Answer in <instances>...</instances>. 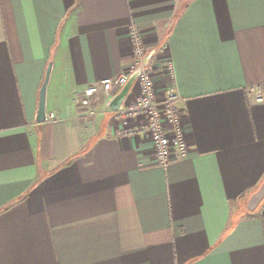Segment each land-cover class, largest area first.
Here are the masks:
<instances>
[{
	"label": "crops",
	"instance_id": "crops-1",
	"mask_svg": "<svg viewBox=\"0 0 264 264\" xmlns=\"http://www.w3.org/2000/svg\"><path fill=\"white\" fill-rule=\"evenodd\" d=\"M131 26L183 114L165 167L117 134L143 118L78 103L130 65ZM263 183L264 0H0V264H264Z\"/></svg>",
	"mask_w": 264,
	"mask_h": 264
},
{
	"label": "built area",
	"instance_id": "built-area-1",
	"mask_svg": "<svg viewBox=\"0 0 264 264\" xmlns=\"http://www.w3.org/2000/svg\"><path fill=\"white\" fill-rule=\"evenodd\" d=\"M129 40L133 45V58L130 65L116 76L104 77L98 82L88 85L78 103L82 106H88L94 97L102 94L104 105L107 107L108 100L118 93L128 77L137 68H140V72L121 106L112 112L117 120L143 118L144 123L130 129L119 130L117 134L119 136H147L151 141L157 164L165 167L169 163L172 152H175L178 157L187 154L188 145L185 137L183 114L176 105L178 98L173 89L168 90L162 99H157L151 67L149 62L144 64L147 50L138 30L133 26L130 27ZM168 70L171 72V64H168ZM253 89L255 100L261 101L262 96L259 87L254 86ZM53 116L52 113H48L46 119H52Z\"/></svg>",
	"mask_w": 264,
	"mask_h": 264
},
{
	"label": "water",
	"instance_id": "water-1",
	"mask_svg": "<svg viewBox=\"0 0 264 264\" xmlns=\"http://www.w3.org/2000/svg\"><path fill=\"white\" fill-rule=\"evenodd\" d=\"M149 54H146L144 57V64L148 62ZM140 72V68H137L127 79L125 84L122 86V88L119 90L118 93H116L114 96H112L106 106L111 111L117 110L122 102L124 101L127 93L129 92L134 80L136 79L137 75ZM49 73H50V65H48L45 76L43 79V82L39 88L38 92V102H37V108H36V115H35V121L38 123L46 121V88L48 84L49 79ZM264 198V183L260 186V188L254 192L248 202H247V208L249 210H254L257 205L262 201Z\"/></svg>",
	"mask_w": 264,
	"mask_h": 264
}]
</instances>
